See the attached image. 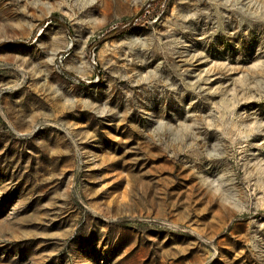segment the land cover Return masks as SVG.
Returning a JSON list of instances; mask_svg holds the SVG:
<instances>
[{"label": "rangeland", "instance_id": "1", "mask_svg": "<svg viewBox=\"0 0 264 264\" xmlns=\"http://www.w3.org/2000/svg\"><path fill=\"white\" fill-rule=\"evenodd\" d=\"M0 264H264V0H0Z\"/></svg>", "mask_w": 264, "mask_h": 264}]
</instances>
